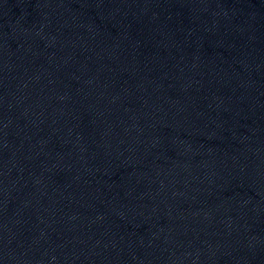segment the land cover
<instances>
[{
  "label": "water",
  "instance_id": "obj_1",
  "mask_svg": "<svg viewBox=\"0 0 264 264\" xmlns=\"http://www.w3.org/2000/svg\"><path fill=\"white\" fill-rule=\"evenodd\" d=\"M0 264H264V0H0Z\"/></svg>",
  "mask_w": 264,
  "mask_h": 264
}]
</instances>
